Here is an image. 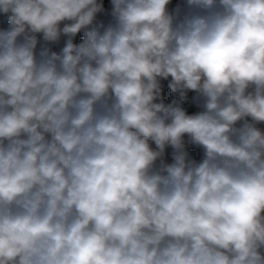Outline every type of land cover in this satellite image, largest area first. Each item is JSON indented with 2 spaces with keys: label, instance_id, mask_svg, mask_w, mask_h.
Masks as SVG:
<instances>
[{
  "label": "clouds",
  "instance_id": "9594fccd",
  "mask_svg": "<svg viewBox=\"0 0 264 264\" xmlns=\"http://www.w3.org/2000/svg\"><path fill=\"white\" fill-rule=\"evenodd\" d=\"M171 3L0 0V264H264V0Z\"/></svg>",
  "mask_w": 264,
  "mask_h": 264
},
{
  "label": "trees",
  "instance_id": "16d2710c",
  "mask_svg": "<svg viewBox=\"0 0 264 264\" xmlns=\"http://www.w3.org/2000/svg\"><path fill=\"white\" fill-rule=\"evenodd\" d=\"M105 5L106 12L103 14L98 15V19H101L107 24L111 20L110 11H111V0H103ZM177 5H179L182 9V13L187 12L188 9L185 5V0H172V3L169 5L170 9H174ZM7 28V20L3 14H0V29ZM82 39V35H78L76 38V42H79ZM62 46V44H61ZM54 50H58V47H54ZM171 95L170 92H166L165 98L167 99L168 96ZM191 95V94H190ZM189 113H193L195 111H199L200 109L196 106H187ZM264 128V125H261ZM171 150H168V155L166 156L167 162H171ZM190 154L192 158L200 161L203 158V150L199 148H195L194 146H190Z\"/></svg>",
  "mask_w": 264,
  "mask_h": 264
}]
</instances>
